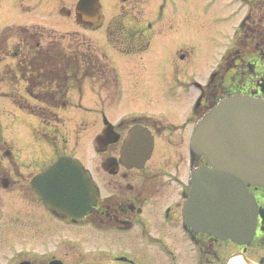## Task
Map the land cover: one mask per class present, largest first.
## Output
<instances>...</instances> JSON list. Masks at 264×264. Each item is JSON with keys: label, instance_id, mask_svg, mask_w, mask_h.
I'll return each mask as SVG.
<instances>
[{"label": "flooded vegetation", "instance_id": "flooded-vegetation-1", "mask_svg": "<svg viewBox=\"0 0 264 264\" xmlns=\"http://www.w3.org/2000/svg\"><path fill=\"white\" fill-rule=\"evenodd\" d=\"M112 1L118 9L105 26L108 43L112 21L124 11L125 22H131L132 14L153 35L152 21H145L142 7L136 11L133 5L227 0ZM238 1L245 9L234 29L233 40L204 81L200 80L202 77L190 79L199 89L184 119L171 120V124L163 122L168 118L153 115H128L113 120L103 113V107L94 108L97 123L100 122L96 133H101L102 140L93 150L101 153L104 172L98 176L91 172L90 181L97 187L96 200L89 210L79 214L70 212L68 207L49 205V199H53L52 182L40 175L60 156L81 160L77 138L86 134L88 126L77 129L75 124H67L68 118H76H67L63 109L87 114L91 106L81 102L86 81L108 103L119 100V73L105 50L78 30L63 29L62 33L58 32L60 29L33 24L15 31L0 28V54L9 58L0 66V86H4L0 96L37 118L31 137L40 141L44 153L50 154L48 158H40L42 154L21 157L12 140L3 136L0 120V264H236L237 260L243 264H264V185L247 184L255 198L257 214L253 234L245 240L202 229L185 213L191 171L208 163L203 154L191 149L196 120L225 95L242 93L264 99V0ZM104 2L98 0L101 5ZM62 7L65 14H71L70 7ZM78 19L85 26V22L91 23L81 15ZM69 33L79 34L80 38L75 39L79 45L70 43L74 39ZM11 38L15 41L8 44ZM88 43L112 70L113 77L105 76L102 68L95 71L96 75H88ZM111 45L119 52L137 54L146 50L150 42L139 52H123ZM185 81L179 80V87L191 90L182 84ZM74 96L79 99L78 104H73ZM43 100L52 103L44 105ZM19 102H28L37 111ZM60 111L66 117L65 124ZM84 118H79V123ZM191 119L194 124L186 127ZM71 131L74 137H70ZM184 142L188 146L186 180L178 167L172 170L170 163L181 147L183 160ZM148 144L151 148L146 155ZM129 145L131 150L127 149ZM81 161L89 168L85 160ZM172 182L178 184L177 188L168 189ZM41 191L50 196L48 202Z\"/></svg>", "mask_w": 264, "mask_h": 264}, {"label": "rangeland", "instance_id": "rangeland-1", "mask_svg": "<svg viewBox=\"0 0 264 264\" xmlns=\"http://www.w3.org/2000/svg\"><path fill=\"white\" fill-rule=\"evenodd\" d=\"M75 1L0 0V28L8 26L9 30L15 31L18 28L16 24H33L45 29H60L58 32H62L63 29L78 30L81 35L91 40L92 44L101 46L109 56L120 76L122 89L120 99L108 103V99L99 96L86 81L81 102L91 106L87 114L83 111H74L73 108L63 109L66 117L76 118L69 121L67 117V124L73 126L75 124L77 129L88 126L84 130L86 134L77 138V145L82 150L79 157L85 160L93 176H98L104 171L100 163L101 153L93 150L92 137L100 124L99 121L97 123L98 114L95 109L103 107V113L113 120L128 115H153L168 118L170 120L165 119L163 122L171 124L173 121L184 119L190 113L191 100L199 89L190 79L202 77L200 80L204 81L209 76V71L216 66L220 56L232 42L234 29L245 7L241 6L238 0L194 3L175 1L164 5L152 1L143 5H133L136 11H140L142 7L144 20L152 21L154 33L146 50L137 54H126L115 49L105 37L106 23L112 13L117 11L118 5L112 0H106L102 4L103 21L94 27L89 22H85L87 25L85 26L78 20L74 11ZM63 5L71 8V14L60 11ZM14 41L15 39L11 38L8 44ZM101 47L99 48L103 50ZM181 53L185 56L181 57ZM6 61H9V58L0 54V66ZM179 80H187L182 84H187L191 90L179 87ZM74 103H79L76 96L73 97ZM63 113L60 111L59 114L65 124L66 117ZM83 116L86 118L79 123V118ZM0 120L3 125V136L12 140L21 157L42 154L40 158H48L50 154L44 153L45 149L41 147L40 141H35L31 137L33 128L37 126L35 116L20 110L8 98L0 96ZM186 123V127H190L194 120ZM74 134L71 131L70 137H74ZM74 141L75 139L72 145ZM186 144L184 142L182 145L183 160L179 152L182 147L176 150L174 160H170L174 167L172 170L175 171L178 167L184 180L188 171ZM12 149L17 154L13 145ZM177 186L176 182H172L168 189H175Z\"/></svg>", "mask_w": 264, "mask_h": 264}, {"label": "water", "instance_id": "water-1", "mask_svg": "<svg viewBox=\"0 0 264 264\" xmlns=\"http://www.w3.org/2000/svg\"><path fill=\"white\" fill-rule=\"evenodd\" d=\"M100 7L98 0H78L75 8L82 17L98 21ZM100 140L98 133L94 141L99 144ZM192 143L211 165L192 171L185 203L188 219L219 235L250 236L256 204L245 182L264 184V100L242 94L223 98L197 122ZM89 177L79 160L59 157L40 175L52 182L53 199L44 191L42 196L53 207H68L74 214L86 212L97 193Z\"/></svg>", "mask_w": 264, "mask_h": 264}, {"label": "trees", "instance_id": "trees-1", "mask_svg": "<svg viewBox=\"0 0 264 264\" xmlns=\"http://www.w3.org/2000/svg\"><path fill=\"white\" fill-rule=\"evenodd\" d=\"M124 11V10H123ZM122 12V11H121ZM125 12L124 11L117 16L112 21V25L110 26V31H108V41L113 44L116 48H118L120 51L123 52H139L144 50L151 38V33L147 29V27H144L140 24V22L135 18L134 15L131 14V22L126 21L125 22ZM26 29V26H18L17 29ZM69 36L74 39L71 40V44H77L80 43L78 41H75V39H79L78 33H69ZM87 62H88V75L94 76L96 75V72L102 68L104 71L105 76L111 75L113 77L112 70L110 72V69L108 65L95 53V50L91 46V43L87 44ZM79 59V58H78ZM96 71V72H95ZM58 102V101H57ZM21 105L28 107L30 109L32 108V105L28 102H19ZM44 105H51L50 100L41 101ZM33 110L37 111L36 108Z\"/></svg>", "mask_w": 264, "mask_h": 264}, {"label": "bare ground", "instance_id": "bare-ground-1", "mask_svg": "<svg viewBox=\"0 0 264 264\" xmlns=\"http://www.w3.org/2000/svg\"><path fill=\"white\" fill-rule=\"evenodd\" d=\"M236 264H243V263L237 260V261H236Z\"/></svg>", "mask_w": 264, "mask_h": 264}]
</instances>
